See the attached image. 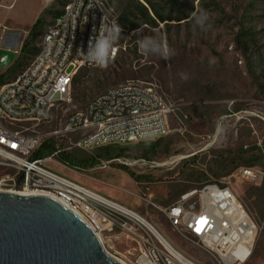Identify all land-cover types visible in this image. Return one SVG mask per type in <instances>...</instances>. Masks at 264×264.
Returning a JSON list of instances; mask_svg holds the SVG:
<instances>
[{"label": "rangeland", "instance_id": "374dc122", "mask_svg": "<svg viewBox=\"0 0 264 264\" xmlns=\"http://www.w3.org/2000/svg\"><path fill=\"white\" fill-rule=\"evenodd\" d=\"M67 1L55 0L48 6L50 14L42 21L34 41L36 48L53 11H59L63 6L60 2ZM127 1L106 0L122 29L115 43L119 46L116 57L106 68L81 69L72 85L71 101L55 105L48 122L35 128L41 133L60 131L67 117L83 110L94 96L136 82L156 85L162 98L172 105L168 132L158 139L60 154L46 166L143 215L170 244L200 264L215 262L199 246L175 233L165 217L146 205L141 196L150 195L155 203L169 206L181 193L207 182L227 184L258 229L244 264H264V176L253 182L240 173L243 166L264 172V0H205L203 6L194 0H149L164 16L172 10L174 16L187 13L193 2L194 12L206 11L213 25L212 30L202 31L192 14L186 20L157 22L156 26L140 21L136 29L142 26L144 35L158 36L175 51L169 59L139 49L137 37L132 36L135 30L123 26L119 18ZM139 1L147 6L144 0ZM7 3L12 5L0 9V19L28 28L48 0ZM11 52L0 61V74L13 76L28 62L27 55L21 58L17 54L19 49ZM210 60H215L212 66ZM180 73H186L188 79L182 80ZM54 139L51 135L46 141L53 148L45 155L53 153ZM178 157L182 159L176 160ZM103 164L106 168L99 169ZM6 172L12 171L0 168V176ZM105 188L115 195H106ZM110 242L122 260L133 258L134 254L126 251L134 244L122 237Z\"/></svg>", "mask_w": 264, "mask_h": 264}, {"label": "built area", "instance_id": "2783aa9c", "mask_svg": "<svg viewBox=\"0 0 264 264\" xmlns=\"http://www.w3.org/2000/svg\"><path fill=\"white\" fill-rule=\"evenodd\" d=\"M111 17L113 10L106 0H68V5L62 6V17L45 27L39 57L26 63L30 64V72L0 91V168L12 171L0 176V190L58 201L92 229L109 256L122 263L200 264L170 244L143 215L46 166L60 154L158 139L168 132L172 105L154 98V91L159 90L156 85L142 84V89H134L130 82L91 98L83 110L67 117L60 131L41 133L35 128L48 122L55 105L71 101L78 72L96 67L80 50L87 53L90 39L100 34L101 24L108 28L116 25L111 24ZM114 47L112 59L119 50L118 45ZM51 135H55L56 142L53 153L33 157ZM73 169L82 172L78 166ZM240 173L253 182L264 176V172L246 166L240 168ZM141 199L215 264H244L249 259L257 225L227 184L207 182L181 193L169 206L155 203L150 195L143 194ZM119 237L134 244L126 251L134 256L126 262L112 250L110 240Z\"/></svg>", "mask_w": 264, "mask_h": 264}, {"label": "water", "instance_id": "95a60500", "mask_svg": "<svg viewBox=\"0 0 264 264\" xmlns=\"http://www.w3.org/2000/svg\"><path fill=\"white\" fill-rule=\"evenodd\" d=\"M0 264H122L74 212L43 195L0 191Z\"/></svg>", "mask_w": 264, "mask_h": 264}, {"label": "clouds", "instance_id": "9594fccd", "mask_svg": "<svg viewBox=\"0 0 264 264\" xmlns=\"http://www.w3.org/2000/svg\"><path fill=\"white\" fill-rule=\"evenodd\" d=\"M192 18L202 31L207 32L212 30L213 25L209 22L210 17L206 11L200 10L199 12H193ZM100 28V34L90 39L87 53L85 54L82 50L80 52L90 64L106 68L115 53L114 45L120 38L122 29L118 24L111 28L101 24ZM143 33L144 28L142 26L132 33V36L137 37L138 47L142 52L145 54L159 55L164 59H169L175 55V51L168 48L161 38L156 35H144ZM214 63L215 60L209 61L210 66ZM180 76L182 80L188 79L186 73H180Z\"/></svg>", "mask_w": 264, "mask_h": 264}, {"label": "trees", "instance_id": "16d2710c", "mask_svg": "<svg viewBox=\"0 0 264 264\" xmlns=\"http://www.w3.org/2000/svg\"><path fill=\"white\" fill-rule=\"evenodd\" d=\"M55 0H51L50 4L53 3ZM198 1L199 6H203V2L205 0H194ZM127 5L123 8V11L120 15V21L122 22L123 26H129L130 29L136 30V28L139 25V22L141 21L144 24H148L151 26H156L157 22L161 23H167L172 21L180 22L182 20H186L189 18V16L194 12V5L193 2L191 3V6L189 8V11L187 13L178 14L176 16L173 15V10L167 15H162L156 5L151 3L149 0H144V2L147 4V6L143 5L139 0H128ZM60 4L64 5L63 2H60ZM48 5V6H49ZM50 14V10L48 8L44 9V11L41 13L40 17L37 18L35 23L33 24L29 35L27 39L23 42L20 51L19 56L23 58L25 55L34 56V54L37 51V48L34 46V41L39 34V30L42 27V21L46 15ZM12 76L0 74V84L4 83L8 79H10ZM77 83V75L75 76L73 80V84L75 85ZM53 148L52 145L47 144L44 142L41 147L33 154V157H40L45 155V153L49 152ZM67 156H64V158ZM79 162H83L85 164V160H81ZM246 164H252V162H248ZM131 174V173H130ZM133 176V174H131Z\"/></svg>", "mask_w": 264, "mask_h": 264}, {"label": "crops", "instance_id": "0c3cea01", "mask_svg": "<svg viewBox=\"0 0 264 264\" xmlns=\"http://www.w3.org/2000/svg\"><path fill=\"white\" fill-rule=\"evenodd\" d=\"M50 1L51 0H48V3L46 5L45 9L48 8V5L50 4ZM64 3L65 2H63V4ZM11 5L12 4H8L7 3V0H0V9L11 7ZM60 10L59 11H53V14H54L53 19L60 13ZM36 20H37L36 17L32 18V20L30 21V24H28V28H23L16 21L13 22V21H10L8 19H0V61L3 62L7 57H10V55L12 53L11 52L12 50L19 49V51H20V48H21L23 42L27 39V37L29 35V32H30V30H31V28H32V26H33V24L35 23ZM17 54H19V53H17ZM27 56H28V60L31 57H33V56H29V55H27ZM15 57H13V58H15ZM104 190H105V194L106 195H109V196L110 195H115L113 190H111V189H106L105 188Z\"/></svg>", "mask_w": 264, "mask_h": 264}, {"label": "bare ground", "instance_id": "6f19581e", "mask_svg": "<svg viewBox=\"0 0 264 264\" xmlns=\"http://www.w3.org/2000/svg\"><path fill=\"white\" fill-rule=\"evenodd\" d=\"M70 3H78V0H70ZM64 5H68V1ZM60 17H62V8L60 10V13L51 21V23L57 22V19H59ZM51 23H49L48 25H51ZM111 24H116V20L114 19V17H111ZM43 41H44V32L40 38L39 44L37 45V52L34 54L33 57H31L28 60L27 63H31V62L37 60V58L39 57V50H41V48H43ZM28 72H30V64H26L11 79L0 84V91H5L8 88H10V86L12 85V82H14L15 80H17L20 77H26ZM130 86H134V89H142L141 83L130 82ZM154 98L155 99H163L159 90L154 91ZM0 191H2V190H0ZM8 193L17 194V195H21V196L37 195V194H32V193H28V194L27 193H15V192H10V191ZM122 264H125V263H122Z\"/></svg>", "mask_w": 264, "mask_h": 264}]
</instances>
